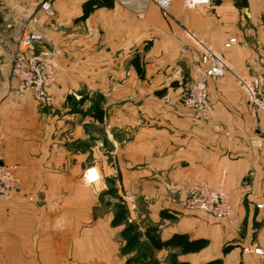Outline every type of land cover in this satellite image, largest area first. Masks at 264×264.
I'll return each instance as SVG.
<instances>
[{
  "label": "crops",
  "instance_id": "crops-1",
  "mask_svg": "<svg viewBox=\"0 0 264 264\" xmlns=\"http://www.w3.org/2000/svg\"><path fill=\"white\" fill-rule=\"evenodd\" d=\"M40 1L0 0V144L22 181L14 199L0 202V264H125L123 225L112 224L117 196L143 242L156 227L162 241L184 235L203 243L187 251L151 247L160 264L173 256L189 264H264V111L231 74L208 80L213 119L182 103L201 65L184 27L264 90V0L194 8L173 0L169 16L151 3L142 18L116 0H49L50 17ZM29 30L46 35L56 53L50 104L19 92L12 76ZM90 166L100 173L93 185L83 179ZM222 177L230 216L178 204L193 182L217 187Z\"/></svg>",
  "mask_w": 264,
  "mask_h": 264
},
{
  "label": "built area",
  "instance_id": "built-area-1",
  "mask_svg": "<svg viewBox=\"0 0 264 264\" xmlns=\"http://www.w3.org/2000/svg\"><path fill=\"white\" fill-rule=\"evenodd\" d=\"M122 6L133 10L140 18L145 17L148 6L156 4L164 16L171 14L173 0H116ZM210 0H184L187 8H194L198 4L209 3ZM41 9L50 17L56 12L49 0L41 1ZM37 19L33 18V22ZM185 36L199 49L201 65L198 76L191 82L185 92L182 103L185 107L201 114L205 119L211 120L215 116V108L209 96L208 80L220 78L231 74L246 95L254 109L264 111V90L258 81L245 73L238 72L233 64L216 48L208 43L195 30L184 27ZM46 35L39 31L24 32L12 60V75L18 81V90L21 93H31L40 104H50L52 96L50 87L57 78L56 56L54 51L38 45L46 40ZM236 38H230L225 44L231 46ZM1 104V99H0ZM84 182L93 185L100 181V173L95 166L85 169ZM22 190V181L14 165L5 163L0 144V201L14 199ZM33 201L32 196L28 197ZM178 204L190 210H202L210 215L222 219L231 215L232 208L226 191V180L222 177L217 187H210L205 180H197L188 186L186 192L177 200ZM262 207L263 204L258 205ZM245 250H248L246 248ZM254 252L262 253L261 248Z\"/></svg>",
  "mask_w": 264,
  "mask_h": 264
},
{
  "label": "trees",
  "instance_id": "trees-1",
  "mask_svg": "<svg viewBox=\"0 0 264 264\" xmlns=\"http://www.w3.org/2000/svg\"><path fill=\"white\" fill-rule=\"evenodd\" d=\"M216 3L220 2V0H214ZM138 58H134V66L140 71L141 68L135 60ZM141 72V71H140ZM94 115L103 120L104 110L102 105L95 102L93 106ZM110 193H114V189L110 188L108 190ZM118 202L116 204V211L114 218L112 220L113 225H123L122 236L124 238V245L121 247V252L124 255H127V259L125 264H160V262L153 256L151 253V247L156 249H161L165 245L171 244H180L183 247L184 251L196 249L203 245L200 242H190L184 235H175L169 241H162L158 234L156 233V227H149L146 229L145 236L148 240V244L141 240V232L138 226L129 221V210L128 207L123 200L122 197L117 196ZM221 260L216 259L214 261H210L206 264H220ZM170 264H189L188 262L178 261L175 256L171 258Z\"/></svg>",
  "mask_w": 264,
  "mask_h": 264
},
{
  "label": "rangeland",
  "instance_id": "rangeland-1",
  "mask_svg": "<svg viewBox=\"0 0 264 264\" xmlns=\"http://www.w3.org/2000/svg\"><path fill=\"white\" fill-rule=\"evenodd\" d=\"M42 1V0H41ZM41 1H40V8H41ZM101 2L103 3V2H107V0H101ZM33 18H35V17H32L31 18V21H33ZM41 47H44V48H47V49H50V50H52V51H54L52 48H50L49 47V45H48V41H47V38H46V40L43 42V43H41L40 45H38L36 48H41ZM54 53H55V51H54ZM55 56H56V53H55ZM56 66H57V61H56ZM13 76V75H12ZM189 87V86H188ZM188 87H187V89H188ZM187 89L185 90V92L187 91ZM185 92H184V94H185ZM0 202H2V201H0Z\"/></svg>",
  "mask_w": 264,
  "mask_h": 264
}]
</instances>
